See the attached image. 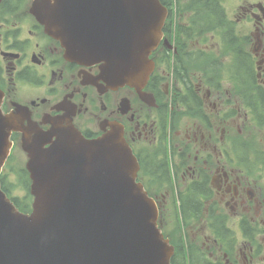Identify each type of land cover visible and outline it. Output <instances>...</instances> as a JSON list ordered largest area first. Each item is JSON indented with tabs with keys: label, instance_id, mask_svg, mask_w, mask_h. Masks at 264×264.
Masks as SVG:
<instances>
[{
	"label": "water",
	"instance_id": "95a60500",
	"mask_svg": "<svg viewBox=\"0 0 264 264\" xmlns=\"http://www.w3.org/2000/svg\"><path fill=\"white\" fill-rule=\"evenodd\" d=\"M33 13L63 41L69 59L100 63L107 88L142 92L168 9L160 0H37ZM2 99L0 90V171L12 131L21 130L35 200L33 212L22 213L0 183V264H172L175 249L157 226L154 199L136 180L140 165L121 125L86 139L68 116L52 119L47 132L31 119L24 124V105L4 114Z\"/></svg>",
	"mask_w": 264,
	"mask_h": 264
},
{
	"label": "flooded vegetation",
	"instance_id": "af4514ba",
	"mask_svg": "<svg viewBox=\"0 0 264 264\" xmlns=\"http://www.w3.org/2000/svg\"><path fill=\"white\" fill-rule=\"evenodd\" d=\"M32 1L0 2V86L5 91V101L11 106L6 112L12 110L13 102L29 105L33 119L44 129L50 127L44 122L46 114L68 115L73 125L89 139L108 130L110 123L119 122L124 125L125 137L135 152L144 146H164L166 139L169 143L173 136L185 132L187 146L193 143L198 146L194 157L187 154L194 178L200 185L203 180L209 181L210 191L215 193L207 203L229 206L232 212H240L248 227L245 233L251 238L245 239L239 253L233 255L224 251L223 243L214 238V243L222 251L221 256L214 257V263L257 264L259 260L264 264V172L259 173V181L245 172L238 174L232 166L243 157L235 160L229 155L228 160L224 159V152L231 150L235 143H242L247 148L245 130L240 128V135L232 136L227 125L238 120L244 127L252 125L263 130L264 114L260 116V126L253 124L246 108L244 114L222 119L224 126L217 129L222 134L216 140L215 126L209 118L200 120L190 130L173 128L171 117L168 119L165 83L155 92L147 85L143 91L151 93L155 99L145 94L146 101L128 86L105 91L102 80L93 82L99 74L97 66H82L64 58L60 43L47 35L30 13ZM242 9L245 21L252 19L256 25V32L252 30L256 46L253 48L255 43L250 41V62L258 85L264 88V3L243 5ZM19 85L35 89L38 97H31L26 103L19 101ZM123 99H126L125 105H122ZM125 108H129L127 112ZM257 152L264 158V150ZM215 227L221 230L222 222ZM222 257L226 258L225 262Z\"/></svg>",
	"mask_w": 264,
	"mask_h": 264
},
{
	"label": "trees",
	"instance_id": "16d2710c",
	"mask_svg": "<svg viewBox=\"0 0 264 264\" xmlns=\"http://www.w3.org/2000/svg\"><path fill=\"white\" fill-rule=\"evenodd\" d=\"M171 10L173 0H161ZM179 12L189 14L188 18L180 22L176 27L177 43L179 44L178 56L176 60L169 61V67H175V77L173 88H175V105L179 106L174 113L182 112L191 116H199L204 114V103L200 94L197 91L196 79L194 74L197 69H201L203 73L213 72L208 79L207 84L212 87L221 86L222 81V65L223 62L203 55L202 50H196L197 42L203 44L204 38L212 33L222 35L229 45L233 48L231 53L232 61L230 72L232 73L233 87L235 85L240 89V100L258 122L260 116L264 114V88L258 85L257 78L254 74L253 64L250 62V52L241 46L239 40L236 23L228 17V14L221 0H178ZM164 31L167 35L173 34L171 25L166 24ZM181 38V41L180 39ZM214 75V76H213ZM216 77V79L214 78ZM156 85L161 83V78L155 77ZM235 84V85H234ZM247 89V90H245ZM235 91V90H234ZM239 98V97H238ZM206 117V115L204 114ZM143 170L147 174L169 181L171 179L172 170L179 177L182 166L175 165L173 169L169 165V158L163 155H140ZM29 184V180L27 179ZM4 189L9 192L6 184L3 182ZM151 194L153 192L148 187ZM178 200L174 201L175 212H177V220L173 228H168L167 236L175 245L176 252L172 258L173 264H211L207 253L199 249V245L190 241L187 237V230L191 224L196 222L203 214L205 198L210 195V183L200 185L198 181L190 182L183 190L179 192ZM15 203L23 210L29 209V205L23 206L17 198H14ZM178 207V210H177ZM223 227L228 232L230 229ZM162 227H166L164 222H161Z\"/></svg>",
	"mask_w": 264,
	"mask_h": 264
},
{
	"label": "rangeland",
	"instance_id": "374dc122",
	"mask_svg": "<svg viewBox=\"0 0 264 264\" xmlns=\"http://www.w3.org/2000/svg\"><path fill=\"white\" fill-rule=\"evenodd\" d=\"M221 1L223 2V5L227 11L228 17L232 19L233 21H235L236 23V28H237L239 40L241 41V46L245 48L246 50L251 51L252 45L251 44L247 45L248 43L247 40L251 41L252 43H255V45L252 46L253 48L256 46V37L253 36L252 34V30L256 32V25H255L254 20L252 19L247 20V21L244 20V11L242 9V6L243 5L248 6L249 4H256L257 2L264 3V0H221ZM175 2L178 3V0H175ZM246 17L247 16H245V18ZM174 18L177 21V25L175 26H178L179 23L183 22L184 19L188 18V16H185V13L183 12L175 11ZM209 37L210 35L207 36L208 39ZM178 39H180L181 41V38H179V36H178ZM218 41L221 43L220 39H218ZM177 44H180V43H177V40L175 37L174 43L173 42L171 43V45L173 46L172 49L173 48L175 49L173 58L178 56L177 51L179 49V45ZM214 49L215 50H212L211 46L209 48L210 51L214 53H218L219 55L221 54V58L223 62L225 64H228L231 59L232 49L221 48L218 45H215ZM198 73H200V69L198 70ZM222 80H223V85L221 88L225 92V95L231 96L233 104L234 105L237 104V99H238L237 96H238V92L240 91V89L237 86H235V88L233 87V84L230 82L229 73H224ZM196 83L198 84V87L200 88V91H201V95L203 96V99H204V109L208 113H212L211 120L215 122V120L220 114L219 112L220 109H223V104H222L223 100L219 99L222 93L218 89L214 90L215 87H209L204 82L198 79H196ZM18 88H19V92L17 93V96L19 98V101L23 103L28 101L31 97H34V98L38 97V94L35 92V89H32L31 87L27 85H19ZM207 89L211 90V92L210 91L205 92ZM168 101L173 104V108L168 110V113H169L175 107L173 103L174 95L172 94V92L169 93ZM226 109H228V107H226ZM220 117L223 118L224 115L220 114ZM172 121L176 123L175 127H177L178 129L187 128V130L188 129L190 130L193 126H195V124L197 123V121H199V119L196 117H191V116H183V114L180 115L179 113H172ZM214 125L215 127L218 128L216 122L214 123ZM222 127L223 126L220 125V128ZM240 128L243 130V124L241 126L238 120L231 121L229 126H227V130L230 131V134H234V135H237L235 133V130L236 132H238ZM216 133L219 135L222 134V132L221 133L216 132ZM183 136L184 137L186 136L185 133H183ZM245 141H246L247 148H248V155L250 157L255 155L259 149H261V151L264 150V129L260 130V128L254 127L252 125L249 127L245 126ZM194 155H195V151L192 153V156ZM175 161H176V157L173 155L172 156L173 164L175 163ZM25 163H26V155L21 148V144L15 143L11 158L8 161L7 167L3 171V174H7V181L11 187L12 194L15 196L24 197L27 194V191L24 185L18 178V172L20 169H22L25 166ZM260 167H261V164H257L255 168H253L251 171H248L245 168V174L249 177L256 178V180L260 181V179L257 178L259 176L258 170L260 169ZM211 173L215 174L214 172H211ZM192 176L193 174L187 173L186 175L179 176V180L184 181L185 178L186 180H189ZM214 177H216V175H214ZM176 182H177V179H176ZM263 187H264V184H263ZM221 206L222 207H220L219 213L228 214L231 226L237 231V235L240 236L239 244L236 248V253H235V254H238L240 248L243 247V243L245 242V238L241 235V232L239 229V220L243 215L240 212H232L229 206H224V205H221ZM207 214L208 213H206L198 222H196L191 227H189L186 234H187V237L190 238V241L195 240L200 245H203L204 248H205V244H207L208 247H210L209 250H211V247L214 248L215 250H218V247L214 243L213 239L210 240L209 242L206 239V236L210 234L209 230L207 229V225L209 222ZM249 240H251V238ZM221 260L225 262L226 258L222 257ZM257 264H261V261L258 260Z\"/></svg>",
	"mask_w": 264,
	"mask_h": 264
}]
</instances>
